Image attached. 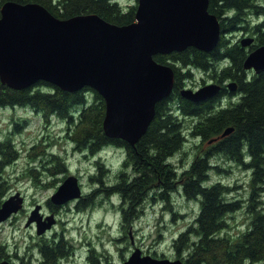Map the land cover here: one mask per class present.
Here are the masks:
<instances>
[{
    "label": "trees",
    "instance_id": "1",
    "mask_svg": "<svg viewBox=\"0 0 264 264\" xmlns=\"http://www.w3.org/2000/svg\"><path fill=\"white\" fill-rule=\"evenodd\" d=\"M7 1L39 3L61 19L97 14L118 25L133 22L137 10V0L128 7L118 0H0V16ZM208 9L221 21L222 36L217 47L211 52L188 47L154 56L157 62L168 64L174 70V87L170 95L157 103L152 122L135 144L105 134L106 103L89 86L70 92L40 80L32 86L13 89L0 80V108L30 107L45 121L52 116L63 119L67 124L66 136L84 153L94 154L108 145L125 151L121 170L112 184L105 183L103 166L97 162L99 170L90 179L102 185V189L95 188L87 195L92 198L95 193L102 192L119 196L123 233L131 221L143 213L149 201L160 200L176 220L171 194L181 190L188 200L200 198L201 207L195 220L172 240L177 257H182L186 264H264V215L255 212L245 229L238 234L231 233L235 226L230 220L244 205L241 200L226 198L232 187L221 180L207 185L211 157L222 156L251 172L250 210L257 204L254 197L264 178V71L255 75L244 69L249 50L239 41L234 42L230 33L241 30L256 36V45L251 49L264 45V19L255 25L249 19L250 16L263 17L264 4L261 0H209ZM221 60L227 61L225 66L217 65ZM192 70L206 72L210 79L221 84L229 79L237 80V92L241 97L226 106L221 104L220 96L201 102L186 99L182 91L193 78ZM89 92L93 94L92 102H88ZM230 93L225 91L221 95ZM188 118L195 119L190 127L191 135L200 137L201 142L196 147L193 162L180 172L172 158L184 152ZM228 127L233 131L222 136ZM206 143L208 146L204 148ZM16 156L10 136L0 141V206L8 190L3 171ZM51 156L57 162V171L65 174L64 162L58 155L52 153ZM215 170L229 172V168L220 165H216ZM85 200H80L77 208ZM47 203L56 208L50 200ZM38 248L42 255L38 264H60L70 254L62 238L57 242L42 238ZM152 254L157 256V252ZM8 258L4 246L0 245V262ZM104 261L94 249L89 250V264H104Z\"/></svg>",
    "mask_w": 264,
    "mask_h": 264
},
{
    "label": "water",
    "instance_id": "2",
    "mask_svg": "<svg viewBox=\"0 0 264 264\" xmlns=\"http://www.w3.org/2000/svg\"><path fill=\"white\" fill-rule=\"evenodd\" d=\"M208 7L209 0H137L135 20L118 25L97 14L61 19L39 3L7 1L0 16V80L13 89L40 80L70 92L89 86L105 100V134L135 144L152 122L157 103L174 87V70L154 56L188 47L208 52L217 47L220 20ZM253 40L244 38L242 45H251ZM244 68L264 70V45L248 54ZM220 88L209 84L197 91L184 89L182 95L201 102ZM232 130L227 128L223 136ZM81 196L78 178L69 175L50 200L62 206ZM23 203L20 193L5 199L0 206V224ZM55 223L53 215L44 217L39 205L27 220V225L36 224L39 235ZM123 264L186 263L142 255L137 248Z\"/></svg>",
    "mask_w": 264,
    "mask_h": 264
},
{
    "label": "rangeland",
    "instance_id": "3",
    "mask_svg": "<svg viewBox=\"0 0 264 264\" xmlns=\"http://www.w3.org/2000/svg\"><path fill=\"white\" fill-rule=\"evenodd\" d=\"M118 1L124 7L135 4V0ZM261 3L264 4V0H261ZM262 18L252 16L249 19L255 25ZM230 35L233 41L251 36L249 32L241 30ZM219 64L224 65L222 62ZM192 73L193 78L188 82L190 88L214 82L203 71L192 70ZM203 79H206L205 83ZM87 97L88 102H92L93 94L89 92ZM240 97V93L234 94L228 99H222V103L228 104ZM194 121L195 119L188 118L185 122L187 140L184 152L172 158L180 172L189 166L196 154L197 138L190 133ZM66 128L67 124L63 119L52 116L45 121L30 107L0 108V141L10 136L13 148L17 151L16 158L11 160L3 171L8 187L3 199L17 193L24 198L23 207L0 224V245L4 246V251L13 264H37L38 259L42 258L38 248V242L42 238L55 239L56 242L62 238L69 246L70 254L62 259L60 264H89L90 249H94L96 254L105 260L104 264H122L137 248H140L142 255L156 251L158 257L175 258L172 240L198 216L201 199L188 200L181 190L172 193L173 211L177 212L176 220L160 200L149 201L143 213L134 218L123 233L119 196L103 195L102 192L95 193L92 198H87V195L95 188L102 189V185L99 186L90 179V176L99 170L97 162L103 166L105 183L112 184L121 170L125 151L108 145L94 154L84 153L76 149L74 143L66 136ZM207 146L206 143L204 148ZM52 153L64 162L67 169L65 174L59 173L55 168L57 162L51 156ZM211 163L207 185L220 180L229 184L232 188L226 198L230 201L241 200L244 205L230 220L235 226L231 233L238 234V231L246 228L255 212L264 215V182L257 187L258 193L254 197L257 204H253L250 210L251 203H248V200L252 189L251 172L219 155L211 157ZM216 165H222L224 168L230 166L229 172L217 173ZM69 175L78 178L82 189L80 200L86 199L85 202H81L77 208L78 200L74 199L59 209H50L48 200ZM37 205L40 206L42 214L53 215L56 219L52 228L43 235L37 234L35 224L27 225L28 217Z\"/></svg>",
    "mask_w": 264,
    "mask_h": 264
},
{
    "label": "flooded vegetation",
    "instance_id": "4",
    "mask_svg": "<svg viewBox=\"0 0 264 264\" xmlns=\"http://www.w3.org/2000/svg\"><path fill=\"white\" fill-rule=\"evenodd\" d=\"M232 80H234V79H232ZM236 83H237V87H238V82H237V80H234ZM221 84V83H220ZM222 85V89H221V91L219 92V94L221 95V94H223L225 91L227 92V93H230L231 91L228 89V86H227V82L226 83H222L221 84ZM226 86V88H227V90H224V87ZM237 89V88H236ZM231 94V93H230ZM261 182H264V178L261 180ZM262 188H264V184L262 185ZM80 201V199H78V201L77 202H79ZM50 207V206H49ZM53 207H50V209H52ZM60 207H56V209H59ZM54 210V209H53ZM53 212V211H52ZM46 216V215H45ZM2 260H4V259H2ZM1 260V261H2ZM9 262H10V264H13L14 262L12 261V259L11 258H8L7 259ZM41 261V258H39L38 259V261H37V264L39 263ZM0 264H1V262H0Z\"/></svg>",
    "mask_w": 264,
    "mask_h": 264
}]
</instances>
